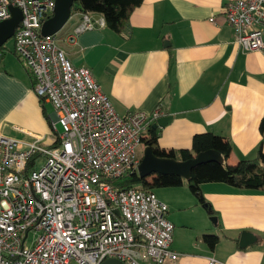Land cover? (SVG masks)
<instances>
[{
    "label": "crops",
    "instance_id": "1",
    "mask_svg": "<svg viewBox=\"0 0 264 264\" xmlns=\"http://www.w3.org/2000/svg\"><path fill=\"white\" fill-rule=\"evenodd\" d=\"M228 1L144 0L125 32L105 26L69 44L65 38L81 20L75 13L58 44L75 67L91 70L119 115L156 108L172 115L156 129L160 148L190 150L194 135L210 132L231 141L228 162L236 164L254 158L262 138L264 48L246 52L239 47L222 10ZM211 15L215 23L209 22ZM11 40L0 56V131L27 141L38 137L50 146L56 137ZM201 188L211 213L184 189L162 193L174 224L171 248L180 254L165 264H209L210 258L216 264H264V191H238L224 183ZM205 234L219 237L214 248L203 240ZM242 235L250 237L245 246L240 245Z\"/></svg>",
    "mask_w": 264,
    "mask_h": 264
},
{
    "label": "built area",
    "instance_id": "2",
    "mask_svg": "<svg viewBox=\"0 0 264 264\" xmlns=\"http://www.w3.org/2000/svg\"><path fill=\"white\" fill-rule=\"evenodd\" d=\"M12 7L23 16L13 50L35 80L34 93L54 109L56 139L45 146L38 137L27 141L0 131V264L177 260L167 204L154 191L114 183L137 174L143 134L164 113L160 108L125 116L116 112L91 70L67 58L59 34H42L55 0H0V22L11 18ZM222 10L243 51L264 48V0H230ZM80 16L65 38L69 44L106 26L101 15ZM208 20L215 23V16Z\"/></svg>",
    "mask_w": 264,
    "mask_h": 264
},
{
    "label": "trees",
    "instance_id": "3",
    "mask_svg": "<svg viewBox=\"0 0 264 264\" xmlns=\"http://www.w3.org/2000/svg\"><path fill=\"white\" fill-rule=\"evenodd\" d=\"M143 1L75 0L72 6V15L87 12L101 15L104 17L108 28L121 34L128 28L133 11ZM3 48L4 46L0 47L1 54ZM29 74L32 79V87H34L35 80L30 72ZM43 106L44 115L51 126V120L46 114L44 103ZM259 129L262 138L255 157L241 159L236 164L228 162L232 152V143L225 137L210 132L196 134L192 139V148L190 150H165L157 145L158 134L156 129H151L150 137L145 140V146H151L153 153L158 157L186 161L201 152L215 150L221 154L223 162L211 161L202 163L192 169L190 178L187 180L176 175H158L140 178L136 173H129L123 178L117 179L114 183L122 188L136 187L148 191H154L156 188L162 187L177 188L187 184L190 193L200 203H205L201 186L206 183H224L238 191H264V117L260 122ZM32 164L33 161L30 162L29 166ZM203 240L209 247L214 248L219 242V237L205 234Z\"/></svg>",
    "mask_w": 264,
    "mask_h": 264
},
{
    "label": "water",
    "instance_id": "4",
    "mask_svg": "<svg viewBox=\"0 0 264 264\" xmlns=\"http://www.w3.org/2000/svg\"><path fill=\"white\" fill-rule=\"evenodd\" d=\"M75 0H55L54 14L47 19L42 26L43 35H52L58 33L67 23L72 16V6ZM12 16L8 20L0 22V47L6 41L13 38L15 30L22 20V12L18 7L11 8ZM166 43V42H165ZM52 119H55L54 113L51 114ZM172 120V115L160 117L154 124L153 128L165 126ZM223 162V158L218 151L207 150L194 156L186 161H177L170 158H161L153 153L151 146H145L144 154L141 158L138 167V176L140 178H147L158 175H176L183 179H189L191 171L196 166L205 162ZM204 209L211 213L210 204L204 203ZM211 221L216 222L217 217L211 216ZM250 237L242 235L240 245L245 246L248 244ZM102 264H124L117 259H107Z\"/></svg>",
    "mask_w": 264,
    "mask_h": 264
},
{
    "label": "rangeland",
    "instance_id": "5",
    "mask_svg": "<svg viewBox=\"0 0 264 264\" xmlns=\"http://www.w3.org/2000/svg\"><path fill=\"white\" fill-rule=\"evenodd\" d=\"M62 30V29H61ZM61 30L57 33V34H60L61 33ZM12 39V38H11ZM11 39H9V41L7 42V45L8 46H10L11 45V42H12V40ZM45 110H46V114L49 116V118H50V115L53 113V111H54V109H53V107H52V105L51 104H45ZM163 116H165V114L163 115ZM162 116V117H163ZM56 132L57 133H61L62 132V126L59 124V123H56ZM138 151L139 152H141V153H139L138 154V156L141 158L142 156H143V154H144V151H145V146L144 147H139L138 148ZM185 186H183V187H188L187 186V184H184ZM168 189H184L185 191H187V193L189 194V195H191L190 194V191H189V189L188 188H180V187H177V188H166V187H162V188H156L155 190H154V192H155V194L159 197V198H162V193L163 192H166V191H168ZM32 236L29 238V241L31 242L32 241Z\"/></svg>",
    "mask_w": 264,
    "mask_h": 264
}]
</instances>
